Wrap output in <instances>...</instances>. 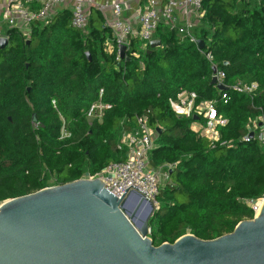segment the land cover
Returning a JSON list of instances; mask_svg holds the SVG:
<instances>
[{"label": "trees", "instance_id": "16d2710c", "mask_svg": "<svg viewBox=\"0 0 264 264\" xmlns=\"http://www.w3.org/2000/svg\"><path fill=\"white\" fill-rule=\"evenodd\" d=\"M203 4L198 34L209 42L202 52L212 53L226 84L256 82L254 97L219 93L203 53L164 26L154 36L159 48L134 41L130 50L139 57L119 61L104 50L106 28L89 21L79 32L66 13L46 25L33 23L28 40L7 29L9 44L0 49V205L49 187V176L62 185L123 161L119 138L146 114L149 126L160 130L150 167H172L148 223L153 246L187 234L214 240L252 220L244 201L264 195V148L242 139L248 121L264 116V0ZM180 91L194 93L196 104L215 101L227 119L214 147L191 129L192 119L170 110ZM97 102L110 109L90 122L87 111Z\"/></svg>", "mask_w": 264, "mask_h": 264}, {"label": "water", "instance_id": "95a60500", "mask_svg": "<svg viewBox=\"0 0 264 264\" xmlns=\"http://www.w3.org/2000/svg\"><path fill=\"white\" fill-rule=\"evenodd\" d=\"M8 44L0 38V49ZM124 55L121 47V60ZM123 195L114 197L98 179L76 180L2 203L0 264H264V200L252 220L227 235L204 241L187 234L155 247L147 237L153 204L134 193L133 209Z\"/></svg>", "mask_w": 264, "mask_h": 264}, {"label": "built area", "instance_id": "2783aa9c", "mask_svg": "<svg viewBox=\"0 0 264 264\" xmlns=\"http://www.w3.org/2000/svg\"><path fill=\"white\" fill-rule=\"evenodd\" d=\"M66 1L71 3L70 25L79 32H86L89 22L87 12L88 6L91 5L88 0H41L37 10H28L26 0H0L3 4L2 21L8 29H14L19 36L28 40L33 23L46 25L51 20L55 10ZM139 4L133 14L134 23L125 20L123 16V7L121 3L105 2L98 6L97 10L102 17V28H106L109 33V39L104 43V50L108 54L115 55V60L119 61V49L125 48L124 57L128 56L137 59L138 53L131 51L133 42L139 43L144 49L152 41H156L154 36L160 26L166 27L175 33L180 43H185L194 47L200 53L205 48L206 42L198 34L206 15L203 0H136ZM29 4V3H28ZM0 38L8 40L6 33L0 29ZM202 41L204 47L199 49L197 43ZM204 58L210 65L211 74L209 80L215 79L217 85L226 88V91L236 94L254 97L258 92L256 82H244L236 80L232 84L225 83V74L219 70L214 63L211 52L203 53ZM212 69L215 70L212 73ZM220 93V92H219ZM102 90L99 91L101 97ZM223 104L227 103V96L221 95ZM196 95L194 93L180 91L174 100H169V108L173 114L179 118H196L193 121L197 130L195 133L201 138L206 139L212 147L220 140V129L228 124L227 119L220 114L215 106V101H202L195 103ZM53 104V103H52ZM110 107L100 102L92 104L86 114L87 119L100 120L103 112ZM159 129V128H158ZM149 126L147 115L139 116L135 119V128L131 132L121 134L117 143L118 151H125V157L120 162L108 163L102 171L95 175L84 174L78 180H95L98 179L103 184V188L120 199L125 198L127 204L137 203L134 193L141 195L146 201L153 204L154 210L158 209L157 198L160 194L161 187L165 183L160 182V173L164 172L165 179H168V173L172 169L170 165L162 168L153 169L150 167V153L156 148L157 130ZM252 134V138H249ZM65 136L64 131L61 137ZM247 143L256 141L260 147L264 148V116L248 121L246 135L242 139ZM226 143H220L225 146ZM48 188V187H47ZM134 188V189H133ZM136 189V190H135ZM141 192V193H140ZM264 200V195L260 204L253 205L252 201L245 200L254 216L257 213V207ZM149 235V233H148ZM149 238V236H147Z\"/></svg>", "mask_w": 264, "mask_h": 264}, {"label": "crops", "instance_id": "0c3cea01", "mask_svg": "<svg viewBox=\"0 0 264 264\" xmlns=\"http://www.w3.org/2000/svg\"><path fill=\"white\" fill-rule=\"evenodd\" d=\"M26 1L29 3V4L27 3V7H26L28 10H37V8H38L37 4L41 0H26ZM88 1H90V3H91V5L88 6V8H87V12L89 15V21H91V22L93 21L92 25L94 27H98L100 29L102 26V17H101V14L97 10L98 6L103 5L105 2L121 3L122 7H123V16L122 17L125 20H128L133 24L134 20L132 17H133V14L136 11L138 4H139L136 0H88ZM2 10H3V4L0 2V29H1V31L6 32V30L8 28L5 26V24L2 21V15H1ZM70 11H71V3L69 1H66L64 4H62L60 7H58L55 10V13L53 14L52 18L55 17L57 14H60V13H66L70 16ZM31 26L32 25H30V27ZM107 35L110 36L109 31H108ZM191 129L195 132L194 123L191 125Z\"/></svg>", "mask_w": 264, "mask_h": 264}, {"label": "rangeland", "instance_id": "374dc122", "mask_svg": "<svg viewBox=\"0 0 264 264\" xmlns=\"http://www.w3.org/2000/svg\"><path fill=\"white\" fill-rule=\"evenodd\" d=\"M229 0H221V2L222 3H227ZM205 9V8H204ZM197 34H198V31H197ZM199 35V34H198ZM244 82H247V81H244ZM197 128H199V127H195V130H197ZM160 168V167H159ZM156 171H158L157 169H156ZM165 174H164V172L163 171H161V173H160V182L161 183H165L166 181L168 182V179H165ZM55 182V179H54V177H52V176H49V178H48V184H49V187H53L54 186V183ZM258 203V205L260 204V201H258V200H255L254 202H253V205H255V204H257ZM130 208H133V209H135V208H137V203H133V202H131L130 203ZM139 212H140V214L142 215V216H145L146 215V209H144V208H140V210H139Z\"/></svg>", "mask_w": 264, "mask_h": 264}, {"label": "bare ground", "instance_id": "6f19581e", "mask_svg": "<svg viewBox=\"0 0 264 264\" xmlns=\"http://www.w3.org/2000/svg\"><path fill=\"white\" fill-rule=\"evenodd\" d=\"M256 209H257V213H256V215H257L259 213L260 207L258 206Z\"/></svg>", "mask_w": 264, "mask_h": 264}]
</instances>
